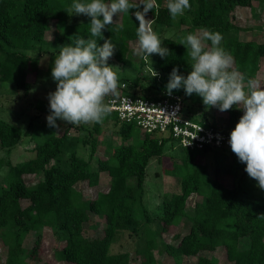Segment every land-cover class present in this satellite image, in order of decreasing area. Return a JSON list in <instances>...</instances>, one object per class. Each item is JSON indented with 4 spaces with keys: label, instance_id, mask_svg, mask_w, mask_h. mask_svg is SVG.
<instances>
[{
    "label": "trees",
    "instance_id": "1",
    "mask_svg": "<svg viewBox=\"0 0 264 264\" xmlns=\"http://www.w3.org/2000/svg\"><path fill=\"white\" fill-rule=\"evenodd\" d=\"M253 1L189 0V11L173 20L166 7L167 0H156L159 8L146 16L161 26L189 24L191 30L220 33L223 37L220 47L233 59L231 70L254 77L264 57V42L241 40L237 33L242 28L233 21L235 9L251 7ZM133 11L121 14L118 24L106 26L103 39H98L97 43L102 45L104 39H110L115 45L112 58L124 66L137 64V68H141L146 62L142 56L134 54L132 42L137 41V29L144 21L137 20ZM52 19L57 21L61 31L53 41L62 46L77 37L95 39L90 36L89 17L69 22V0H0V83L9 82L25 96L29 95L28 72L35 67L40 54L31 55L28 51L48 42L46 33ZM119 24L124 27L116 30ZM160 39L162 46L170 52L164 58L156 56L154 69L159 75L149 78L147 86L142 84L140 77L133 82L122 78L126 91L155 98L166 92L174 67L185 76L190 72V59L180 41L166 36ZM173 92L182 95L184 101L194 100V94L188 96L182 88ZM35 104L40 108L46 105L42 106L41 101ZM225 112L228 119L223 126L210 122L208 117L200 118L195 112L191 117L209 122L229 134L242 112L239 108ZM112 115L115 123L121 124L113 113L102 122ZM70 126L61 135L51 132L44 142L33 146L32 158L17 164L7 162L8 184L0 186V238L7 246L4 264H30L27 258L38 260L45 228L64 236L61 256L69 264H130V253L111 252V244L118 231L135 236L141 230L145 233L144 246L137 251L141 264H155L153 251L158 248L159 241L162 251L174 260V264H182L185 257L195 258L196 264H217V259L204 253L219 248L225 252L226 264H264V195L260 200L249 198L238 187H230L222 180V174L234 178L247 176L245 165L238 161L230 147L228 165L223 171L215 169L212 176L205 165L193 163L196 152L210 149L191 151L183 148L185 155L180 163L176 162L174 169V175L180 180V192L166 193L160 202L161 213L152 215L144 205L146 169L152 158L163 159L165 144L171 138L142 131L139 145L135 146L132 140L118 145L108 142L111 152L100 158L96 156L98 142L92 136L90 140H82L89 150L88 156L83 157L77 150L78 139L69 140ZM124 126L125 129H120L122 139L137 128ZM31 128L29 123L23 131L0 118V147L10 151L22 135L30 134ZM95 158L97 167L93 168ZM102 172L109 177L108 189L95 198H84L77 184L86 182L91 187L96 186ZM30 174L40 176L34 185H27L24 180V176ZM194 195L201 196V200L195 202L190 215L187 204ZM22 201L27 204L23 206ZM90 213L103 216L105 220L102 235L93 239L84 236V223ZM184 219L189 226L184 232L173 233L176 244L162 239L164 233L178 227ZM156 222L159 227H152ZM31 232L37 236L33 246L26 248L23 243ZM243 238L248 239L246 248L240 247Z\"/></svg>",
    "mask_w": 264,
    "mask_h": 264
},
{
    "label": "rangeland",
    "instance_id": "2",
    "mask_svg": "<svg viewBox=\"0 0 264 264\" xmlns=\"http://www.w3.org/2000/svg\"><path fill=\"white\" fill-rule=\"evenodd\" d=\"M73 0H69V9ZM196 7V4L193 8ZM189 11L185 10L184 14ZM85 15H75L69 11V22L81 21ZM121 14L114 17L115 23H119ZM233 21L236 25L242 28L237 36L241 40H256L258 42H264V2L254 0L251 7H237L234 11ZM144 23L150 27L158 36L176 38L181 41L182 37H186L188 34L199 33L200 30H191L189 24H183L175 27H166L154 24L150 16H146ZM61 31L56 20H50L49 29L46 33L47 43L41 47L38 45L35 49L28 51L31 55H38L39 59L29 72L27 79L31 83V89L28 96H25L22 91L17 89L9 82L0 83V118L5 119L19 127L24 131L29 123L32 124L30 134L22 135L19 143L10 151L0 147V186H6L8 179L6 178L8 172L7 162L11 164H17L19 162L28 160L34 156V152L31 150L37 143H42L48 137L51 132H55L61 135L70 124L57 120L56 123L59 128L50 127L47 124L46 117L49 115V104L47 95L56 88V83L51 77L52 61L59 53V43L53 41L55 35L60 34ZM136 42H132L136 47ZM209 46H210V42ZM222 41L220 42V45ZM157 54H152L149 59H145L146 65L141 68H137V64L134 66H124L114 58H110L107 63L113 66V70L117 73L119 83L122 78H128L132 82L137 77H140L143 85H148V79L152 77L151 67L154 69ZM233 65V64H232ZM155 70V69H154ZM244 77L245 91H248L247 81L253 80L259 82L264 87V57L260 60V68L257 75L254 77ZM41 101V104L46 103L43 108H40L35 103ZM236 108V107H233ZM241 110V109H240ZM195 112L200 118L205 119L208 117L210 122H215L218 126H223L227 123V113L219 111L216 107H207L203 104L202 98L194 94V100H186L184 103V115L189 116ZM242 114L243 111L241 110ZM99 127L98 130H95ZM126 126L115 123V116L106 122L89 123L72 125L69 128V140L77 138V150L80 156H88V146L83 144V139H88L93 136L98 142V148L96 152L97 157H106L111 152V147L108 142L114 145L121 143H127L129 140L139 145L141 140L142 131L138 128L131 131L126 139H122L120 129H125ZM185 155L183 148L178 141L171 139L164 147L163 159L152 158L146 169L145 179V201L144 205L147 211L152 215L161 213L160 202L166 193L180 192V180L174 175L175 164L180 163L182 157ZM193 163L199 165H205L208 169V173L212 176L216 170L223 171L228 165L229 149L228 148H212L208 152H196L194 155ZM92 167H97V158L92 161ZM222 180L230 187L236 186L239 188L242 194L249 198L260 200L261 195H264V190L257 186V182L250 178L248 175L240 177H232L231 175L222 174L220 176ZM40 176L33 174L25 175L24 180L27 185H34L38 182ZM109 177L106 172H102L100 175L99 183L96 186H89L86 182L77 184V188L82 192L84 198H95L100 193L105 192L108 189ZM201 200V196H192L187 204L188 214H193L194 204ZM23 206L27 204V201H22ZM104 217L93 213L89 214V219L84 223V236L93 239L102 235L104 226ZM154 228H158L159 224L154 223L151 225ZM189 226L187 220H182L178 227H172L168 232L163 234V240L176 244L177 241L173 238V233L184 232ZM37 234L29 233L26 235L23 245L26 248L33 246ZM42 244L38 252V260L27 258L30 264H69L63 260L61 256V250L64 245V236L59 232H53L52 230L45 228L42 231ZM159 241V240H158ZM145 233L143 230L138 235L130 236L127 231H118L114 241L111 244V252H124L130 253V264H141L140 257L138 256V250L144 246ZM248 239L243 238L241 240L240 247L246 248ZM155 257V264H174V260L162 251L161 243L153 251ZM205 255L214 257L217 259V264H226L225 252L222 248L217 249L215 252H205ZM7 256V246L0 238V264H4ZM182 264H196L195 258H182Z\"/></svg>",
    "mask_w": 264,
    "mask_h": 264
},
{
    "label": "clouds",
    "instance_id": "3",
    "mask_svg": "<svg viewBox=\"0 0 264 264\" xmlns=\"http://www.w3.org/2000/svg\"><path fill=\"white\" fill-rule=\"evenodd\" d=\"M170 17L176 20L191 7L189 0H167ZM159 8L156 0H73L69 11L90 18L89 32L95 39L77 37L72 43L60 46L52 61L51 77L56 83L48 93V126L59 128L57 120L70 125L100 123L111 112L106 97L116 94L119 78L107 61L113 56L115 45L103 39L106 26L115 23L118 14L130 13L144 21L148 12ZM123 24L116 30L123 29ZM223 37L218 32L201 29L199 33L182 37L190 59V72L185 76L174 67L166 84V94L183 89L185 94H196L207 107L224 112L233 107L243 111L235 127L229 133L228 144L238 161L245 165L244 171L264 190V87L259 82L245 81L241 73L232 69L233 59L222 47ZM210 42V46L209 43ZM135 55L149 59L152 54L167 57L170 50L162 46L159 36L145 23L137 29ZM152 77L159 75L151 67Z\"/></svg>",
    "mask_w": 264,
    "mask_h": 264
},
{
    "label": "built area",
    "instance_id": "4",
    "mask_svg": "<svg viewBox=\"0 0 264 264\" xmlns=\"http://www.w3.org/2000/svg\"><path fill=\"white\" fill-rule=\"evenodd\" d=\"M119 83L117 93L106 98L111 112L124 125H134L143 132L157 133L178 141L182 148L194 151L229 148V134L209 122L184 115V97L172 92L155 98L137 96Z\"/></svg>",
    "mask_w": 264,
    "mask_h": 264
},
{
    "label": "crops",
    "instance_id": "5",
    "mask_svg": "<svg viewBox=\"0 0 264 264\" xmlns=\"http://www.w3.org/2000/svg\"><path fill=\"white\" fill-rule=\"evenodd\" d=\"M191 115V114H190Z\"/></svg>",
    "mask_w": 264,
    "mask_h": 264
}]
</instances>
